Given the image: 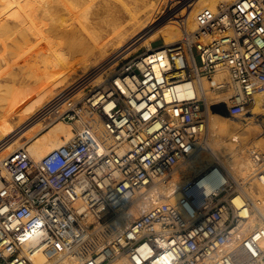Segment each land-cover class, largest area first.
Listing matches in <instances>:
<instances>
[{
    "label": "built area",
    "instance_id": "obj_1",
    "mask_svg": "<svg viewBox=\"0 0 264 264\" xmlns=\"http://www.w3.org/2000/svg\"><path fill=\"white\" fill-rule=\"evenodd\" d=\"M179 20V40L150 42L56 113L79 122L66 142L38 161L25 147L3 159L0 264H33L37 251L76 264L121 255L131 264H264V228L249 227L253 201L240 184L207 195L188 184L172 204L159 193L197 149L208 98L225 89L242 112L264 87V0L203 8L192 30ZM249 158L264 176V150ZM136 205L142 213L130 219Z\"/></svg>",
    "mask_w": 264,
    "mask_h": 264
},
{
    "label": "bare ground",
    "instance_id": "obj_2",
    "mask_svg": "<svg viewBox=\"0 0 264 264\" xmlns=\"http://www.w3.org/2000/svg\"><path fill=\"white\" fill-rule=\"evenodd\" d=\"M164 1L118 0L123 7L120 11V6L112 0H0V185L1 177H7L2 161L11 151L25 147L30 157L38 161L72 137L71 124L53 123L52 118L59 110L81 100V92L74 88L81 78L99 72L111 53L124 47L122 53L130 51L136 43L150 49L149 38L155 30L149 27L143 30L139 34L147 30L143 40L144 35L134 43L132 38L155 19ZM186 1L177 9H169L165 21L156 25L163 44L179 40L181 28L176 13L181 8L185 28L192 30L200 9L215 11L233 0ZM77 36H82L84 42L75 48L70 42L78 39ZM225 75L216 77L221 79ZM92 77L98 84L103 75L99 72ZM4 83L9 85L3 87ZM208 104L204 137L192 155L178 163L167 181L159 184L162 201L175 203L180 189L188 184L194 193L201 189L207 195L219 191L223 183L233 181L253 201L249 227L264 228V176L254 174L253 164L246 155L250 147L264 149V87L255 92L242 112L229 108L225 89L209 97ZM85 115L87 111L83 108L82 118ZM93 117L94 129L101 135V120L96 115ZM238 127H242L239 133L235 132ZM254 132L257 136L250 143L248 138ZM141 213V206H134L130 219ZM31 261L76 264L59 254L48 256L41 251L35 252ZM107 264L131 262L121 255Z\"/></svg>",
    "mask_w": 264,
    "mask_h": 264
},
{
    "label": "rangeland",
    "instance_id": "obj_3",
    "mask_svg": "<svg viewBox=\"0 0 264 264\" xmlns=\"http://www.w3.org/2000/svg\"><path fill=\"white\" fill-rule=\"evenodd\" d=\"M120 1V0H119ZM188 1H191L192 3H193V1L192 0H188ZM112 2L116 5V6H120V8H119V10L120 11H122L123 10V7H121V5H120V2H118V0H112ZM185 2H187L186 0H165L164 2H163V4H162V6H161V8H160V10H159V12H158V14L156 15V17H155V19L152 21V22H150L146 27H144L143 29H141L137 34H135L134 36H133V42H131L132 41V39H131V43H134V41H136L137 40V38L139 39L142 35H144L145 34V32L147 31H145L144 33H142V35H140L139 36V34L143 31V30H145V29H147L148 27H149V29H153V30H155L156 32L151 36V38H150V42H151V45L152 46H157V45H159L161 42H162V39H161V36H160V33L159 32H157V30H156V25H158V24H160L161 22H163V21H165V17H164V15L168 12V10L169 9H171V10H174V9H177V8H179L181 5H183ZM192 3H191V5H192ZM201 10V9H200ZM181 12H182V8L176 13V15L178 16V18L179 19H182L183 18V15L181 14ZM161 17V18H160ZM173 24H175V23H173ZM178 27V26H177ZM80 28V27H79ZM78 29V28H77ZM81 29V28H80ZM148 29V30H149ZM81 32H83V31H81ZM146 35H144L143 37H142V40H143V38L145 37ZM32 37H34V36H32ZM31 37V38H32ZM78 37V39H76V37L75 38H73V40H75V41H73V42H70L71 43V46L73 47V45H74V47L75 48H77V47H79V45L81 46V42L83 41L84 42V40H83V38H82V36H77ZM148 37V36H147ZM73 44V45H72ZM123 49H125V47L123 48ZM122 49V50H123ZM122 50H120L119 52L117 51L116 53H111L110 55V57L108 58V60L102 65V68H100V70H99V72H102V75L103 76H105L106 74H109V73H111L122 61H124L125 59H127V58H130V57H132V56H134V55H136V54H139V53H141V52H143L144 50H145V46L143 45V43H136V45L134 46V48L133 49H131L130 51H125L124 53H122ZM62 64H66L65 62L63 63L62 62ZM104 71V72H103ZM97 70L96 71H94L93 73H90L87 77H84V78H81V81H80V83H78L77 85H76V88H74V91H75V89H76V92L77 91H80L81 92V96H83V94H84V92L85 91H87L88 89H90L92 86H93V84H95L96 85V83L93 81V77L92 76H94L95 75V73H99ZM9 84H7V83H4L3 84V87H7ZM73 92V91H72ZM7 96V95H6ZM5 96V97H6ZM61 100H59V101H57L54 105H56V104H58L59 102H60ZM69 103V102H68ZM53 105V106H54ZM47 112V111H46ZM43 114H45V113H43ZM42 114V115H43ZM53 120V119H52ZM54 122L53 123H56V122H58V121H61V122H68L69 124H71L70 125V127H72V131H74V129L76 128V127H78L79 126V122L78 121H71V120H53ZM257 122L259 123V120H257ZM31 125H29L28 127H30ZM240 128V129H239ZM241 128L242 127H238V128H236L235 129V132H237V133H239L240 131H241ZM27 129V128H26ZM256 132H254V134L252 135V136H250L249 138H248V141L250 142H252L253 141V139H255L256 138ZM204 137V136H203ZM22 140H24V138L22 139ZM250 142V143H251ZM251 149H254V148H252V147H250ZM250 149V150H251ZM257 149H261V150H264L261 146L260 147H258ZM249 150V151H250ZM249 151H247L246 150V155L247 156H249ZM194 177V175L192 176V178ZM233 182V181H232ZM181 184H184V183H181ZM245 184H247V183H245Z\"/></svg>",
    "mask_w": 264,
    "mask_h": 264
},
{
    "label": "crops",
    "instance_id": "obj_4",
    "mask_svg": "<svg viewBox=\"0 0 264 264\" xmlns=\"http://www.w3.org/2000/svg\"><path fill=\"white\" fill-rule=\"evenodd\" d=\"M151 38V37H150ZM150 38H149V40H150Z\"/></svg>",
    "mask_w": 264,
    "mask_h": 264
}]
</instances>
